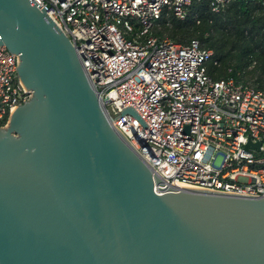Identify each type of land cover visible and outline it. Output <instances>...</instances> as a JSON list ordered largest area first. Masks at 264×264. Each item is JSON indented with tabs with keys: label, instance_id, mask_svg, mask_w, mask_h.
I'll return each instance as SVG.
<instances>
[{
	"label": "water",
	"instance_id": "obj_1",
	"mask_svg": "<svg viewBox=\"0 0 264 264\" xmlns=\"http://www.w3.org/2000/svg\"><path fill=\"white\" fill-rule=\"evenodd\" d=\"M45 10L0 0V46L31 94L0 127V264H264V196L166 182Z\"/></svg>",
	"mask_w": 264,
	"mask_h": 264
},
{
	"label": "built area",
	"instance_id": "obj_2",
	"mask_svg": "<svg viewBox=\"0 0 264 264\" xmlns=\"http://www.w3.org/2000/svg\"><path fill=\"white\" fill-rule=\"evenodd\" d=\"M33 1L69 38L113 126L166 182L264 196V91L239 71L209 76L205 66L213 53L198 40L181 44L153 34L163 16L183 21L200 0ZM233 2L264 13V0L209 5L217 13ZM16 66V55L1 45L0 127L31 96ZM128 106L147 127L121 115Z\"/></svg>",
	"mask_w": 264,
	"mask_h": 264
},
{
	"label": "trees",
	"instance_id": "obj_3",
	"mask_svg": "<svg viewBox=\"0 0 264 264\" xmlns=\"http://www.w3.org/2000/svg\"><path fill=\"white\" fill-rule=\"evenodd\" d=\"M209 3L210 0L193 2L183 21L170 13L163 16L158 21L161 29H156L157 26L153 34L167 36L181 44L198 40L213 53L205 66L209 76L222 79L235 76L239 71L245 82L264 91V13L261 8L233 2L216 13L211 11Z\"/></svg>",
	"mask_w": 264,
	"mask_h": 264
},
{
	"label": "rangeland",
	"instance_id": "obj_4",
	"mask_svg": "<svg viewBox=\"0 0 264 264\" xmlns=\"http://www.w3.org/2000/svg\"><path fill=\"white\" fill-rule=\"evenodd\" d=\"M156 29H161V27L160 26H158ZM163 37H167V36H163ZM168 38V37H167ZM253 65V64H252ZM252 65L250 66V67H252Z\"/></svg>",
	"mask_w": 264,
	"mask_h": 264
},
{
	"label": "bare ground",
	"instance_id": "obj_5",
	"mask_svg": "<svg viewBox=\"0 0 264 264\" xmlns=\"http://www.w3.org/2000/svg\"><path fill=\"white\" fill-rule=\"evenodd\" d=\"M179 187H181V186H179ZM182 188V187H181Z\"/></svg>",
	"mask_w": 264,
	"mask_h": 264
}]
</instances>
